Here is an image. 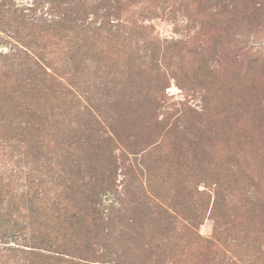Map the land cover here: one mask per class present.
Wrapping results in <instances>:
<instances>
[{"label": "trees", "instance_id": "16d2710c", "mask_svg": "<svg viewBox=\"0 0 264 264\" xmlns=\"http://www.w3.org/2000/svg\"><path fill=\"white\" fill-rule=\"evenodd\" d=\"M51 1L66 11L43 19L0 0L13 42L0 50V264H264L263 52L242 32L257 7L223 16L251 54L238 76L217 83L208 59L191 77L201 110L218 109L193 117L199 134L159 115L164 64L142 63L137 35L112 24L126 0Z\"/></svg>", "mask_w": 264, "mask_h": 264}, {"label": "rangeland", "instance_id": "374dc122", "mask_svg": "<svg viewBox=\"0 0 264 264\" xmlns=\"http://www.w3.org/2000/svg\"><path fill=\"white\" fill-rule=\"evenodd\" d=\"M4 1L9 4L10 0ZM207 1L208 3L205 0V5L203 2L202 8L199 6L202 0H168L166 2L145 0L142 3H130L129 0H126L121 12H117L116 16L111 17L113 18V25L126 28L127 31H133L137 35L135 42H138L142 63H145V65L150 64L153 55H155L154 63L161 67L164 64L160 70L162 73L160 84L164 85V89L159 93L160 97L168 102L159 115L164 118L167 125L175 121L179 122V118L183 116L185 121L188 119L194 122L189 124H194L193 128L198 130L199 134L205 132L206 126L196 123L197 121L193 117L199 115V113L216 116L218 115V109L216 110L210 106L201 110L202 99L206 93L202 88L201 79L195 83L191 82L193 73L204 69V67L206 70L207 60L209 59L208 63L213 60L216 71L221 76L216 81L225 85L228 83L227 81L238 76L232 77L231 74H234L232 67L237 66L242 59H250L251 56L247 44L243 46L244 48H241L242 46L237 42V39L241 37L239 28L232 21H225L223 17L237 13L235 6L238 0ZM246 1L251 7H257V13H259L257 14L258 23L246 19L243 24L245 29L242 32L244 35L248 34V39L263 52V58L260 59L257 65H264V0ZM14 2L18 8L35 18L53 19L56 15H61L66 11L63 6H59L58 3L53 4L51 0H39L38 5L36 0H14ZM90 2L93 3L94 0H90ZM206 5L209 6L208 10L202 11ZM215 9H217V13H220L222 9L228 13L222 12L221 16L219 14L213 19L211 12ZM87 11L91 10L87 9ZM90 18H93L92 13H90ZM7 35L9 36V34L2 35L4 39L0 42V50L8 51L13 43ZM164 47L169 48V50L164 52ZM163 52L165 60L163 59L162 62ZM245 66H248L247 61ZM251 77V75L249 77L244 76L242 82L249 80ZM259 77L261 78L259 84L262 86L264 84V74ZM195 109L198 112H195ZM184 118L182 119L184 120ZM212 129L213 126L207 130L209 134ZM250 133L248 134L250 135ZM252 140L255 144L264 143V135L254 136ZM249 141L241 146L244 151L248 150ZM220 148L228 149L224 145H220ZM209 149L212 150V156L220 153V149L217 153L215 149ZM239 157L245 163L252 161L251 155L241 153ZM122 178L123 176L120 175L118 180L121 181ZM207 182L209 183L208 180ZM200 185V188L204 189L203 183H200ZM121 188L122 185L119 186V189ZM212 228L213 222L208 219L202 226L201 231L204 235L210 236L212 235ZM22 237L24 236L22 235L19 238ZM2 240L9 241L10 245H16L14 239L9 238L7 240L3 238Z\"/></svg>", "mask_w": 264, "mask_h": 264}]
</instances>
